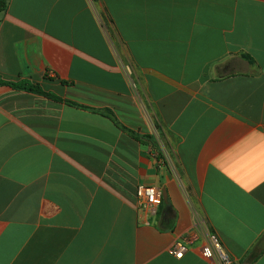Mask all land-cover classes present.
I'll use <instances>...</instances> for the list:
<instances>
[{"label":"crops","instance_id":"obj_1","mask_svg":"<svg viewBox=\"0 0 264 264\" xmlns=\"http://www.w3.org/2000/svg\"><path fill=\"white\" fill-rule=\"evenodd\" d=\"M0 80V264H264V0H6Z\"/></svg>","mask_w":264,"mask_h":264},{"label":"built area","instance_id":"obj_2","mask_svg":"<svg viewBox=\"0 0 264 264\" xmlns=\"http://www.w3.org/2000/svg\"><path fill=\"white\" fill-rule=\"evenodd\" d=\"M161 204L162 192L160 189L142 184L137 186L136 206L140 211L154 214ZM185 250L186 247L184 244L176 243L173 249L174 256L177 259H180L183 256ZM213 254L220 257L222 264H233L232 260L222 253L219 243L214 236L210 237L209 246L203 249L204 257L208 258L209 260L213 259Z\"/></svg>","mask_w":264,"mask_h":264},{"label":"trees","instance_id":"obj_3","mask_svg":"<svg viewBox=\"0 0 264 264\" xmlns=\"http://www.w3.org/2000/svg\"><path fill=\"white\" fill-rule=\"evenodd\" d=\"M5 6H6V0H0V11L4 10ZM0 85H8V86H11L13 88L24 89V90H28V91L42 93L39 91L37 86L28 85L26 83L12 84V83H5V82L0 80ZM44 95L47 97H50L54 100H59V98H57L55 96L48 95V94H44Z\"/></svg>","mask_w":264,"mask_h":264}]
</instances>
